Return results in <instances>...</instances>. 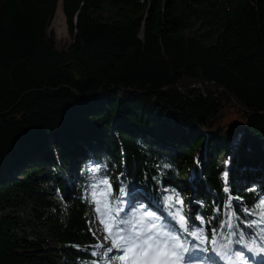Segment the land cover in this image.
<instances>
[{"label":"trees","instance_id":"1","mask_svg":"<svg viewBox=\"0 0 264 264\" xmlns=\"http://www.w3.org/2000/svg\"><path fill=\"white\" fill-rule=\"evenodd\" d=\"M59 2L0 0V264H101L128 197L190 260L264 249V0H63L62 50Z\"/></svg>","mask_w":264,"mask_h":264},{"label":"rangeland","instance_id":"2","mask_svg":"<svg viewBox=\"0 0 264 264\" xmlns=\"http://www.w3.org/2000/svg\"><path fill=\"white\" fill-rule=\"evenodd\" d=\"M63 1L60 0V4ZM57 9V11H58ZM64 13V12H63ZM57 14V12H56ZM65 16V15H64ZM56 15L54 17V20ZM52 21L50 32L55 34L56 47L59 50L67 49L72 44V37L68 30L67 20L65 17V23L67 32L63 37L58 35L57 29L53 28ZM81 175V171L77 168L74 171V178H78ZM68 185L72 190H77L79 187L78 182L74 180L68 181ZM89 199V194L86 195ZM133 207H138L136 210ZM122 213L129 225L128 228L119 226L111 215H105L103 217L105 225L92 219V231L100 242L102 250L97 252L101 264H181V259L189 254L190 247L194 252L195 248L199 251L205 252V240L200 239L197 241L190 240L187 244L180 236H176L173 232H170L166 226H164L159 220L158 216L151 213V210L147 209L140 198L134 200L128 197V200L122 206ZM262 210L264 211V203L262 204ZM178 229L183 231L185 221L183 217L178 218ZM109 233L112 238L109 237ZM53 245V241L50 242ZM104 247V249H103ZM249 258L238 257V263L235 264H259L255 261H261L264 264V249L259 251H252L249 247L245 250ZM222 254L225 259V264H231L230 257L226 253L216 252Z\"/></svg>","mask_w":264,"mask_h":264},{"label":"bare ground","instance_id":"3","mask_svg":"<svg viewBox=\"0 0 264 264\" xmlns=\"http://www.w3.org/2000/svg\"><path fill=\"white\" fill-rule=\"evenodd\" d=\"M52 27L57 29L58 35L60 37H63L64 33L67 32V27H66V23H65V16L63 13L62 3L60 4V7L57 11L56 18L54 20ZM103 249H104V247H103Z\"/></svg>","mask_w":264,"mask_h":264},{"label":"water","instance_id":"4","mask_svg":"<svg viewBox=\"0 0 264 264\" xmlns=\"http://www.w3.org/2000/svg\"><path fill=\"white\" fill-rule=\"evenodd\" d=\"M63 1V0H62Z\"/></svg>","mask_w":264,"mask_h":264}]
</instances>
